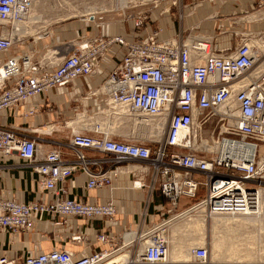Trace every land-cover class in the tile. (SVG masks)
I'll return each instance as SVG.
<instances>
[{"label":"built area","instance_id":"2783aa9c","mask_svg":"<svg viewBox=\"0 0 264 264\" xmlns=\"http://www.w3.org/2000/svg\"><path fill=\"white\" fill-rule=\"evenodd\" d=\"M163 1L126 0L120 24L142 32L152 20L146 7ZM169 1L180 6L181 0ZM202 1L225 0L191 4ZM35 2L0 0V112L27 107L37 94L78 77L102 76L86 97L105 103L99 112H109L111 127L141 125L144 118L163 119L164 126L159 138H120L101 122L73 130L66 141L46 139V150L36 136L39 128L0 123V157L16 154L36 172L42 189V195L27 201L0 195V244L12 246L23 234L38 230L50 244L24 253L9 247L0 252V264H182L168 259L166 234L173 218L187 210L186 215L207 216L257 212L258 192L264 188V28L192 33L200 24L185 26L182 9L177 19L183 28L176 36L164 37L163 27L157 26L130 40L126 30L111 32L110 24L102 22L99 30L54 48L55 59L47 62L24 49L26 36L20 34ZM256 7L263 15L254 22H264V0ZM225 17L219 11L211 16ZM89 21H97L96 14ZM222 34H228L230 44H220ZM108 57L112 60L105 73ZM33 111L26 109L23 115ZM45 127L51 135L54 125ZM87 151L107 154L111 165L105 168ZM79 172L87 175L88 190L113 187L122 172L132 175V188L141 189L152 176L165 202L156 206L152 221L124 224L119 231L104 228L93 242L77 219L82 224L95 218L114 221L118 208L113 198L92 202L68 196L65 182ZM184 197L197 200L180 209ZM191 255L188 264H211L205 245L193 247Z\"/></svg>","mask_w":264,"mask_h":264},{"label":"crops","instance_id":"0c3cea01","mask_svg":"<svg viewBox=\"0 0 264 264\" xmlns=\"http://www.w3.org/2000/svg\"><path fill=\"white\" fill-rule=\"evenodd\" d=\"M258 0H225L217 1L213 4L209 1H202L196 5L191 4V0H181L180 6H172L169 0L161 2L158 6H147L151 15V22L142 32H136L132 29L130 23L121 25V17L114 19L96 16L97 21L83 23L78 25L63 26L55 29L53 39L57 42L75 37L77 35L88 34L100 29L102 22H108L111 32L119 33L127 31V38L133 40L139 35H143L157 26L163 27V36L172 37L182 32L183 22L177 19L179 10L184 11L186 20L184 25L200 24L199 29L190 30L192 33L201 32L216 34L219 30H228L230 28L253 29L264 28V22H254L256 20L248 19L237 25L235 20H231L243 11L257 6ZM182 4H191L182 8ZM171 7L169 12L162 13L165 7ZM223 13L226 17L223 20H214L211 18L215 12ZM231 16V17H228ZM120 20V21H119ZM232 23V24H231ZM252 24V25H251ZM72 28V29H71ZM69 30V33L67 32ZM141 33V34H140ZM52 39V40H53ZM233 43V42H231ZM222 46L230 44L228 34H222L220 39ZM32 45L29 51L34 52ZM36 48V46H35ZM26 49V47H25ZM112 58L108 57L102 67V72L108 73L107 66ZM118 61L119 58L117 57ZM103 81L102 76H82L78 77L67 86L54 87L48 93L37 94L28 101L27 107H16L0 112V123L15 124L17 126H26L29 128H39L40 132L36 134L39 141L44 142V149L50 147L46 139H55L66 141L71 136L73 130H84L101 123V115L107 114V111H100L105 106L98 98H87L86 95L97 88ZM34 108L35 111L28 115H23L26 109ZM95 115V116H94ZM100 115V116H98ZM93 117L100 120H92ZM105 120V119H102ZM109 120V119H106ZM54 125L51 135L45 132V124ZM123 138V135H119ZM126 136L124 138H132ZM87 156L103 162L104 167H109L111 162L107 154L87 151ZM92 169L97 170V165H91ZM87 175L79 172L69 178L65 184L69 188V195L72 198L82 201L102 202L113 198L117 204L118 212L114 221H108L104 218H95L91 221L78 219L82 232L88 235L89 239L95 242L96 233L107 228L108 230L119 231L124 224L134 223L143 225L154 218L156 206L165 202L159 186L152 176H148L146 185L141 188H132L133 177L130 173H118L113 179V187L101 186L96 189L88 190L86 188ZM0 195L5 197H14L19 200H31L42 195V189L38 182V175L22 163V160L14 154L11 158L0 157ZM54 196L51 194V198ZM1 239V238H0ZM43 231L38 230L36 234H23L20 241L12 246H7L5 242L0 244V252L12 247L21 253L33 252L41 247H48ZM91 248H87L90 251Z\"/></svg>","mask_w":264,"mask_h":264},{"label":"rangeland","instance_id":"374dc122","mask_svg":"<svg viewBox=\"0 0 264 264\" xmlns=\"http://www.w3.org/2000/svg\"><path fill=\"white\" fill-rule=\"evenodd\" d=\"M37 1L38 2L36 4H34L36 6L33 7V9L35 8V11L37 8V14H34L35 18L33 19L32 24L34 23V21L36 22L38 15L39 16L42 15L43 17L38 22L37 28H36V30L37 29L38 30L35 31V33H28L27 35L24 34L26 36L25 37L26 43H25L24 49L26 47L25 50L29 51L31 46L35 45L36 48L34 46V49H38V50L37 51L35 50L34 53L39 58L44 57L47 62H51L52 60L55 59L56 54H54V51L52 49L57 48V47H62V45H64V44H70V42H69L70 40L79 36V35H77L75 37L68 38L66 40L65 39L60 40L57 42L56 40L53 39V37H54L53 32L55 31V29H58V28L63 27V26L69 27L72 24L76 25V26L78 25V27H81L83 23L88 22L89 18H91V16H84V13L86 14V13H88V11L84 12V11H82L83 9H87V8H90V9L93 8L94 9L96 7L95 8L96 16L98 15V16H101L103 18L114 19L117 17H121L122 16L121 8L123 9L124 7L127 6V5H124L125 0H37ZM72 2H73V4H71ZM67 4H69V5H67ZM72 6H75V7H72ZM79 9L81 10L80 12H78ZM259 11L260 10H257V7L255 6L254 8H251L247 11H243L241 14H238L234 17H231V16H228V17H231V20H235L237 25L240 26V24H242L241 22L248 21V20H246V17L248 15H252V13H256ZM261 12H262V10H261ZM82 13H83V15H82ZM39 19H40V17H39ZM43 24H44V26H43ZM39 25H42V26L40 27ZM242 30H245V31L257 30V28L242 29ZM67 32L69 33V30H67ZM52 35H53V37H52ZM98 116H100V115H98ZM108 117H109L108 112H107V115H105V118H104V115L103 116L101 115V122H103V120H102L103 118L108 119ZM92 120H96V117H93ZM108 121L109 120L104 121L105 126L107 124L110 125L108 123ZM125 124L120 125L121 129L120 128L117 129L118 127H120L118 125H116L117 127H115V128H112V127H114V126H112L111 128L114 131H111V132L116 133L118 135H123L124 137L126 135L128 137L133 136L136 138L152 139L151 137H142L138 131L132 132V127H131L132 123L131 124L125 123ZM129 124H130V126L127 127V125H129ZM124 125L127 127V129H125L126 127L124 128ZM121 130H123V131H121ZM124 130H126V131H124ZM128 130H130V131H128ZM151 143H156V142H151ZM262 151H263V155H264V144H262ZM199 178L204 179L203 176H199ZM201 193L202 194L204 193V188L201 191ZM202 194L200 196H202ZM196 200L197 199H194V198H189V199L186 197L182 198L181 204H180V209H183L185 206L195 202ZM263 202H264V198H263ZM196 216H198V217H201V216L204 217L205 216L204 221L206 223V224H204V229L199 231L198 235H194L193 234L194 231L185 228V229L181 230V232H179L176 235V237H173L171 235V232H172V227L174 225L173 224L174 220L172 221L173 223L171 222L169 224L170 225L169 226V234L167 232V236H169V240L171 243V249H170V253H169L170 255H171V250L174 249L175 247L180 248V247H182L181 245L184 242L190 243L192 241L193 246L191 247V249L195 246H202V245H205L208 247L211 264H264V215L258 221H251V224L248 223L246 226H243L239 230V233L236 234V236L233 234L232 239H228V242H226L224 245H222L220 247V249L215 247V242L218 239V237L223 235L222 231H224V230L221 231L220 230L221 228L215 229L213 227V224H212V217L213 216H206V214L203 212H191L190 215H186V216L184 215L182 217L181 216L178 217V219H177L178 221L176 220L175 222H177V223L179 222V224H186L188 222H192L193 219L196 218ZM233 241L238 243L237 246L239 247L236 256L233 255L234 258L230 257V254H232L231 253L232 249L229 246V245L233 244ZM41 248H43V247H41ZM229 250H231V251H229ZM238 253L240 254V256H243L244 254L246 256L244 255V258H238V255H239ZM191 256L192 255L190 252V254L186 257H183L182 260H179V259L176 260V259H172V258H171V260H173L174 262H182V264H188L190 262V260L193 259Z\"/></svg>","mask_w":264,"mask_h":264},{"label":"bare ground","instance_id":"6f19581e","mask_svg":"<svg viewBox=\"0 0 264 264\" xmlns=\"http://www.w3.org/2000/svg\"><path fill=\"white\" fill-rule=\"evenodd\" d=\"M37 2L38 1L36 0L35 4ZM71 4H73V2ZM67 5H69V4H67ZM124 5H126V0L124 2ZM34 6H36V5H34ZM72 7H75V6H72ZM95 8L94 9L93 8H91V9L90 8L83 9L82 11H84V12L88 11V13H86V14L84 13V16H91L90 19H92V16L96 14ZM80 11L81 10L79 9L78 12H80ZM34 14H37V8H36V11H35V8L34 9L32 8L31 11H30V13H29V15H28V18L25 21H23V23L20 24L21 25L20 26V34L23 33V34H26L27 35L28 33H35V31L38 30V29L36 30L37 24L42 19L43 16L42 15L41 16L38 15L36 22L34 21V23L32 24V21L35 18ZM82 15H83V13H82ZM262 15H263V11L262 12L259 11V12H256V13H252V15H249L247 18L248 19H255L256 18L255 20H259ZM39 17H40V19H39ZM39 26L41 27L42 25H39ZM43 26H44V24H43ZM52 50L54 51V53L56 52L54 49H52ZM108 114H109V112H108ZM105 115H107V114H105ZM105 115H104V118H105ZM102 116H103V114H102ZM109 117H110V115H109ZM105 120H103V123H104ZM141 122H144V123L141 124V125H136L135 123H132V125H131L132 132L133 131H135V132L138 131L139 134H141L142 137H155V138H159L161 136L162 129H163V126H164V120L163 119L161 120V119H158V118H154V119L153 118H146V119L144 118V119H141ZM130 124L127 125V127L130 126ZM145 124H148V125H145ZM125 125H124V128L126 127ZM106 127H107L108 130H110L111 125H108L107 124ZM127 127L125 129H127ZM112 128H115V127H112ZM119 128L121 129V126L118 127L117 129H119ZM121 131H123V130H121ZM124 131H126V130H124ZM128 131H130V130H128ZM258 195H259L260 200H261V205L259 206V208H258V210H257L256 213L248 214V215H236V214H233V215H229V214H218V216L217 215H213V217H212L213 227L215 229H220L221 228L220 229L221 231L222 230L225 231V232L222 231V234L223 235H221L220 237H218V239L216 240V242H215V247L216 248H219L220 249V247L222 245H224L226 242H228V239H232V235L233 234L236 236V234L239 233V230L243 226H246L248 223L251 224V221H258L264 215V202H263V198H264V188L263 187L259 189ZM187 212H189V210L185 211L184 213H182L178 217H180V216L182 217V216L186 215ZM177 219L178 218L176 217V218H173L171 221L168 222L170 224L174 220L173 221L174 223L172 222L174 225H173V227L171 226L172 227L171 235L173 237H176V235L179 232H181V230H183L185 228L194 231V233H193L194 235H198V232L201 231V230H203L204 229V224H206L205 221H204L205 220V216L204 217L203 216H201V217L196 216V218H194L192 222H188L186 224H179V222L178 223L175 222ZM237 244L238 243H236V242L233 241V244L229 245L230 248L232 249V251L229 250L232 253V254H230V257H233V255L236 256V254L238 252V248H239L237 246ZM181 246L182 247H180V248L179 247H175L174 249L171 250V255L169 254V257H168V259H169L170 262H174L173 260H171V258L172 259H176V260H178V259L179 260H182L183 257L188 256L190 254V252H191L190 250H191V247L193 246V242L192 241L190 243L184 242ZM244 255L243 256H240V254H239L238 255V258H244Z\"/></svg>","mask_w":264,"mask_h":264},{"label":"trees","instance_id":"16d2710c","mask_svg":"<svg viewBox=\"0 0 264 264\" xmlns=\"http://www.w3.org/2000/svg\"><path fill=\"white\" fill-rule=\"evenodd\" d=\"M202 193H201V191H200V193H199V195H201Z\"/></svg>","mask_w":264,"mask_h":264}]
</instances>
